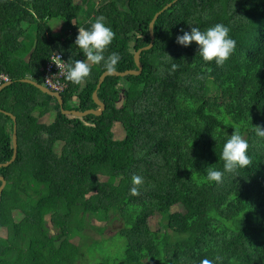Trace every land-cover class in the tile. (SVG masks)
Listing matches in <instances>:
<instances>
[{
	"label": "trees",
	"instance_id": "obj_1",
	"mask_svg": "<svg viewBox=\"0 0 264 264\" xmlns=\"http://www.w3.org/2000/svg\"><path fill=\"white\" fill-rule=\"evenodd\" d=\"M173 1L0 0V71L12 81L0 91V108L17 117L18 135L16 160L0 168L7 181L0 264H92L87 247L100 242L87 241L92 218L122 223L123 253L114 264L216 256L220 264H264V142L253 131L264 126V0L173 3L155 21L142 73L102 83V115L66 116L54 96L22 81L44 84L57 50L67 62L84 59L74 44L79 27L100 15L115 33L108 51L121 56L117 70L137 69L134 54L150 44V22ZM188 23L230 28L236 48L223 66L205 63L195 42L176 43ZM32 27L34 37L24 40ZM103 72L94 65L82 85L68 82L64 107L97 109ZM235 130L249 141L251 164L209 183L205 169L222 170L219 153ZM13 131V119L0 112V163L13 156ZM134 175L143 178L138 195L130 193Z\"/></svg>",
	"mask_w": 264,
	"mask_h": 264
},
{
	"label": "clouds",
	"instance_id": "obj_2",
	"mask_svg": "<svg viewBox=\"0 0 264 264\" xmlns=\"http://www.w3.org/2000/svg\"><path fill=\"white\" fill-rule=\"evenodd\" d=\"M190 31L180 29L182 34L176 36V43L183 47H189L193 42L198 45V55L205 62H214L216 66H223L232 56L236 48V41L230 35V28L223 23H216L206 29L188 23ZM115 38V33L105 22L103 15L97 16L90 27H79L74 41L84 59H70L61 64L55 63L64 79L74 85H82L90 76L92 67L100 66L106 75H112L117 71L121 56L117 52H109V48ZM108 52L106 55L105 53ZM61 59V58H60ZM62 60V59H61ZM63 61V60H62ZM178 65L173 63L172 70ZM255 136L264 142V126L256 125L253 128ZM249 141L245 135L235 130L223 143L219 157L223 162V168L217 169L209 166L205 169L206 180L209 183L220 184L223 182L225 173L233 174L239 169H244L251 164L248 154ZM143 178L138 175L132 177L133 187L130 188L132 195L139 194V187ZM222 257L213 259L203 258L199 264H220Z\"/></svg>",
	"mask_w": 264,
	"mask_h": 264
},
{
	"label": "water",
	"instance_id": "obj_3",
	"mask_svg": "<svg viewBox=\"0 0 264 264\" xmlns=\"http://www.w3.org/2000/svg\"><path fill=\"white\" fill-rule=\"evenodd\" d=\"M177 1L178 0H174L173 2L167 4L162 10H160L159 12H157L155 14L154 18L150 22L149 32H150L151 42H150L149 45L138 49L136 51V53L134 54V60H135L137 69H128V70H125V71H118L117 70L112 75H106L105 72H103L101 74V76L99 78V82H98L97 88H96V90L93 93V99H94L95 103L98 106L97 109H88V110H85V111H80V110H76V109H66L64 107V98H63L62 93L53 91L50 88H48L47 86H45L44 84L38 83V82L32 80L31 78H24V79H22V81L30 83V84L36 86L43 93H46V94L51 95V96H54L58 100V102L60 104L62 113L64 115H66V116H69V117H85V116L90 115V114H94V115H97V116L102 115V113H103V111L105 110V107H106L105 103L102 100H100L99 96H98V90L100 89L102 83L104 82V80L108 76L124 77V76H127V75H140L142 73L143 64L141 63L140 56H141V53L143 51L148 50V49L152 48V46H153L154 39H155V34H154L155 21L157 20V18L160 16V14L163 11H165L166 9L171 7L173 5V3L177 2ZM11 83H12V81L0 85V91L3 88H5L6 86L10 85ZM0 112H4L6 115H9L14 121V131H13V137H12V140H13V156H12V158L9 161H7L5 163H0V168H1V167L9 166L11 163H13L16 160L17 155H18V135H17V117L13 113L4 111L1 108H0ZM0 181H1V185H0V203H1L2 192H3V189L6 186L7 181H6V179H5V177L3 175H0Z\"/></svg>",
	"mask_w": 264,
	"mask_h": 264
},
{
	"label": "rangeland",
	"instance_id": "obj_4",
	"mask_svg": "<svg viewBox=\"0 0 264 264\" xmlns=\"http://www.w3.org/2000/svg\"><path fill=\"white\" fill-rule=\"evenodd\" d=\"M52 29L55 33H60L62 31V23L58 19H54L50 22ZM34 27L29 28L24 40L32 39L34 37ZM84 218V217H83ZM102 222L97 219L91 220V226L88 230V235L90 236L87 239L88 242L97 240L100 242L94 245L91 243L88 248V257L92 264H114L116 263V258L122 256L124 240L117 234L118 230L122 226L120 220H114L111 222ZM150 223L154 229H158L161 226V216L155 215L151 218ZM105 226L104 234L96 232V228ZM96 227V228H95ZM117 234V235H116ZM111 235V236H108ZM113 235V236H112ZM102 236H106L103 237ZM102 238V240H101ZM87 258V257H85ZM82 264H89L86 259L83 260Z\"/></svg>",
	"mask_w": 264,
	"mask_h": 264
},
{
	"label": "built area",
	"instance_id": "obj_5",
	"mask_svg": "<svg viewBox=\"0 0 264 264\" xmlns=\"http://www.w3.org/2000/svg\"><path fill=\"white\" fill-rule=\"evenodd\" d=\"M57 62L61 64H64L67 62L64 55L58 50L52 54V56L46 63V66L44 68V73H43L44 85L53 91L62 93L68 88L69 84L64 79L63 74L59 73V68L55 64ZM10 81L11 80L9 76L0 71V85L10 82Z\"/></svg>",
	"mask_w": 264,
	"mask_h": 264
}]
</instances>
